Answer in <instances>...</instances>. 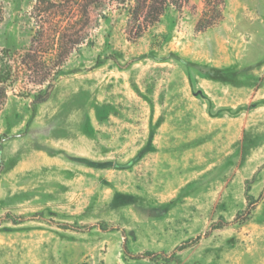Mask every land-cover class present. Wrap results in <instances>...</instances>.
<instances>
[{"label":"rangeland","instance_id":"374dc122","mask_svg":"<svg viewBox=\"0 0 264 264\" xmlns=\"http://www.w3.org/2000/svg\"><path fill=\"white\" fill-rule=\"evenodd\" d=\"M142 25L0 0V264H264V0Z\"/></svg>","mask_w":264,"mask_h":264},{"label":"trees","instance_id":"16d2710c","mask_svg":"<svg viewBox=\"0 0 264 264\" xmlns=\"http://www.w3.org/2000/svg\"><path fill=\"white\" fill-rule=\"evenodd\" d=\"M112 2L127 7L128 25L131 29H135L137 36H140L143 31V23L147 27L158 22L168 9L173 8L178 10L187 3V0H112ZM198 25L201 26V22ZM211 25V23L206 24V26H202L201 28H208ZM198 28V30H201L200 27ZM153 256L154 254L147 253L135 257L139 259L152 258Z\"/></svg>","mask_w":264,"mask_h":264}]
</instances>
